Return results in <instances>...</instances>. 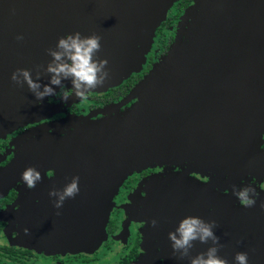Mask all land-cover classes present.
I'll return each instance as SVG.
<instances>
[{"label": "water", "instance_id": "water-1", "mask_svg": "<svg viewBox=\"0 0 264 264\" xmlns=\"http://www.w3.org/2000/svg\"><path fill=\"white\" fill-rule=\"evenodd\" d=\"M180 1L0 0V135L41 118L46 106L39 105L53 99L37 100L26 83L15 84L17 69L30 70L35 81L43 66L38 82L48 85V49L68 34L97 35L96 59L108 60L109 78L89 93L119 87L143 70L157 30ZM63 85L72 89L69 80ZM132 100L137 101L124 113L91 122L89 135L80 131L82 138L69 140L65 162L79 165L74 170L87 181L52 221L58 244L74 252L97 250L107 236L112 191L134 172L173 165L187 169L155 181L147 210L149 221H157L149 238L161 251L137 264H190L173 254L169 240L187 217L216 222L223 245L218 255L228 264H236L238 252L248 254V264H264V193L254 207H241L189 179L200 169L223 179L246 164V174L264 176L258 143L264 133V0H193L179 18L168 54L126 101L99 115ZM254 125L261 130L249 131ZM194 244L191 257L212 246Z\"/></svg>", "mask_w": 264, "mask_h": 264}, {"label": "flooded vegetation", "instance_id": "flooded-vegetation-1", "mask_svg": "<svg viewBox=\"0 0 264 264\" xmlns=\"http://www.w3.org/2000/svg\"><path fill=\"white\" fill-rule=\"evenodd\" d=\"M188 1L190 3L183 8V12L193 3V0ZM183 12L171 25L169 13L167 21L156 32L152 52L148 54L139 74L119 87L101 93H88L86 99H79L73 92L64 101V93L71 90L65 87L56 92L58 95H53V99L39 105L46 106L41 118L0 135V264H137L145 255L154 258L161 251L159 245L154 244L153 237L149 238L153 217L149 221L147 210H150L148 206L153 198L155 181L166 177L168 173L181 175L186 167H149L128 176L117 192L112 191L114 198L107 236L94 252H74L68 246L58 244L51 234L54 231L51 228L54 223L52 221L57 219V212H61L65 203L71 199L66 200L61 209H56V198L49 193L63 190L75 176L80 177V189L85 185L87 180L83 179V174L80 176V172L74 170L79 165L65 162L70 156L66 150H70L67 148L69 140L74 136L81 137L80 131L82 135H89L87 131L91 122L122 114L137 101L132 100L113 113L99 115L100 111L126 101L135 86L168 54ZM257 130L261 129L254 125L249 131ZM258 143L259 151L264 152L263 132ZM245 151L250 152L247 147ZM29 167L36 168L43 177L34 189H29L21 179L22 173ZM240 169L243 171H234L231 176L223 179L212 171L200 169L189 179L194 183L198 181L201 185H208L211 190L227 197L231 203L245 207L234 195V186L242 189L251 185L260 196L264 193V176L257 171L246 174L248 170ZM25 229L29 230L27 234Z\"/></svg>", "mask_w": 264, "mask_h": 264}, {"label": "clouds", "instance_id": "clouds-1", "mask_svg": "<svg viewBox=\"0 0 264 264\" xmlns=\"http://www.w3.org/2000/svg\"><path fill=\"white\" fill-rule=\"evenodd\" d=\"M17 39L22 40L23 37L20 36ZM100 51L101 37L97 35L85 37L79 32L68 34L59 38L55 49H48V55L52 57V60L48 63L47 68L43 69L44 73L50 77L48 85L42 86L38 82L42 79L41 69L43 66L37 69L35 81L32 78V72L27 69H17L11 79L20 86L26 83L37 100L58 95L52 86L63 89L65 88L63 81L69 80L72 89L65 92L62 99L67 101L73 92L79 99H86L90 91L102 86L109 78V72L106 71L108 60L96 59V54ZM42 88L43 90H41ZM21 179L29 189H34L43 177L36 168L29 167L22 173ZM79 180L80 177L75 176L63 190H53L49 193L51 197L56 198L54 202L56 209H61L66 200L74 199L79 194ZM234 195L242 206L249 208L255 206L256 199L259 197V193L251 185L242 189H236L234 186ZM252 197H256V199ZM261 207L264 208V204ZM57 215H60V212H57ZM156 225L157 221L153 220L152 226L156 227ZM216 227L215 221L209 223L199 217L183 219L176 230L169 233L173 254H178L180 259L189 258L190 264H228L226 259L218 255L223 245L220 244V238L214 232ZM28 231L25 229L26 234ZM197 241L201 244H208L211 241L212 246L206 252L191 257V250L195 246L194 242ZM235 262L236 264H248V254L238 252L235 255Z\"/></svg>", "mask_w": 264, "mask_h": 264}, {"label": "trees", "instance_id": "trees-1", "mask_svg": "<svg viewBox=\"0 0 264 264\" xmlns=\"http://www.w3.org/2000/svg\"><path fill=\"white\" fill-rule=\"evenodd\" d=\"M189 3H190V1L185 0V1H182V2L178 3L174 7V10L172 11V13H170L171 17H170L169 21L171 23L169 25H171L172 23H175V21H177L178 16L183 12V8H185Z\"/></svg>", "mask_w": 264, "mask_h": 264}, {"label": "rangeland", "instance_id": "rangeland-1", "mask_svg": "<svg viewBox=\"0 0 264 264\" xmlns=\"http://www.w3.org/2000/svg\"><path fill=\"white\" fill-rule=\"evenodd\" d=\"M152 52V51H151ZM137 75V74H136ZM242 153H243V151H242ZM246 163V162H245ZM245 163H243V164H245ZM243 168L245 169V170H248V166H247V164L246 165H243ZM228 176H231V175H228Z\"/></svg>", "mask_w": 264, "mask_h": 264}]
</instances>
